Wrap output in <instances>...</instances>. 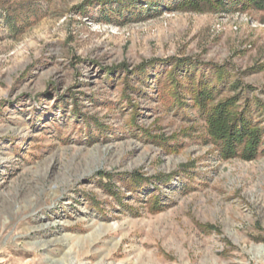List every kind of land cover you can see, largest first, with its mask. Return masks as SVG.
<instances>
[{
    "label": "rangeland",
    "instance_id": "1",
    "mask_svg": "<svg viewBox=\"0 0 264 264\" xmlns=\"http://www.w3.org/2000/svg\"><path fill=\"white\" fill-rule=\"evenodd\" d=\"M122 1L0 0V264H264V153L193 99L264 127V9Z\"/></svg>",
    "mask_w": 264,
    "mask_h": 264
},
{
    "label": "trees",
    "instance_id": "2",
    "mask_svg": "<svg viewBox=\"0 0 264 264\" xmlns=\"http://www.w3.org/2000/svg\"><path fill=\"white\" fill-rule=\"evenodd\" d=\"M176 7L196 11L207 7L215 9L228 7L264 9V0H179ZM182 65L184 64L179 65V67ZM207 82L209 85L201 84L199 85L200 88L194 90L193 99L203 111L210 142L218 146L221 153L226 157L239 156L249 160L256 158L260 151L264 153V147L261 149L264 146V127L260 128L258 123H253L245 114L236 109L240 100L239 96L232 95L216 101L217 86Z\"/></svg>",
    "mask_w": 264,
    "mask_h": 264
}]
</instances>
